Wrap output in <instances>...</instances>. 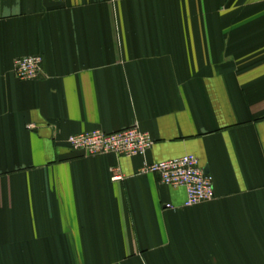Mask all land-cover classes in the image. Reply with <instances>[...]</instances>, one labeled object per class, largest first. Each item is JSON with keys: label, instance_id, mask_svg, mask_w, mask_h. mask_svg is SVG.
<instances>
[{"label": "crops", "instance_id": "1", "mask_svg": "<svg viewBox=\"0 0 264 264\" xmlns=\"http://www.w3.org/2000/svg\"><path fill=\"white\" fill-rule=\"evenodd\" d=\"M134 124L143 156L66 143ZM185 154L211 200L138 173ZM0 264H264V0H0Z\"/></svg>", "mask_w": 264, "mask_h": 264}, {"label": "built area", "instance_id": "2", "mask_svg": "<svg viewBox=\"0 0 264 264\" xmlns=\"http://www.w3.org/2000/svg\"><path fill=\"white\" fill-rule=\"evenodd\" d=\"M42 56L38 54L18 57L14 60L13 72L19 79H35L41 74ZM32 127L31 125L28 128ZM72 150L88 156L114 154L120 157L143 156L152 146L151 136L134 124L128 128L104 132L94 129L67 137ZM116 168H111L112 180L122 178ZM139 174H156L161 184L183 187L186 193L184 206H193L211 200L214 196L212 178L205 174L194 154H185L172 159L144 163Z\"/></svg>", "mask_w": 264, "mask_h": 264}, {"label": "water", "instance_id": "3", "mask_svg": "<svg viewBox=\"0 0 264 264\" xmlns=\"http://www.w3.org/2000/svg\"><path fill=\"white\" fill-rule=\"evenodd\" d=\"M203 171H204V173H205V174H207V173H208L206 168H204V169H203Z\"/></svg>", "mask_w": 264, "mask_h": 264}, {"label": "trees", "instance_id": "4", "mask_svg": "<svg viewBox=\"0 0 264 264\" xmlns=\"http://www.w3.org/2000/svg\"><path fill=\"white\" fill-rule=\"evenodd\" d=\"M68 146V145H67Z\"/></svg>", "mask_w": 264, "mask_h": 264}]
</instances>
